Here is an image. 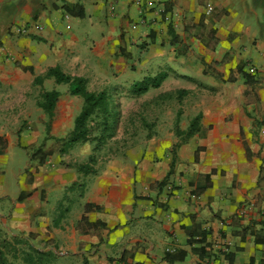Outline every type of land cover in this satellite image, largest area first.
Returning a JSON list of instances; mask_svg holds the SVG:
<instances>
[{
    "label": "crops",
    "instance_id": "0c3cea01",
    "mask_svg": "<svg viewBox=\"0 0 264 264\" xmlns=\"http://www.w3.org/2000/svg\"><path fill=\"white\" fill-rule=\"evenodd\" d=\"M56 66L108 93L165 73L146 93L185 89L179 128L200 129L178 135L177 110L82 171L90 141L61 153L58 139L83 99L45 76ZM0 250L6 264H264V0H0Z\"/></svg>",
    "mask_w": 264,
    "mask_h": 264
},
{
    "label": "rangeland",
    "instance_id": "374dc122",
    "mask_svg": "<svg viewBox=\"0 0 264 264\" xmlns=\"http://www.w3.org/2000/svg\"><path fill=\"white\" fill-rule=\"evenodd\" d=\"M61 88L64 89L63 84ZM109 94L111 102L108 116L98 113L89 121L93 128L89 141L94 148L92 157L95 161L143 145L148 141L146 138L149 134L158 129L163 121H168L170 116L174 117L179 110V92L175 91L135 95L130 89L112 87ZM104 118L109 124L106 130L103 128Z\"/></svg>",
    "mask_w": 264,
    "mask_h": 264
},
{
    "label": "trees",
    "instance_id": "16d2710c",
    "mask_svg": "<svg viewBox=\"0 0 264 264\" xmlns=\"http://www.w3.org/2000/svg\"><path fill=\"white\" fill-rule=\"evenodd\" d=\"M66 11L77 17L85 16V9L81 4H73V5H65ZM46 77L54 76L58 83H67L69 84L70 92L73 95H77L83 99V106L81 111L77 114L75 118V124L72 131L65 138L58 139L61 141L62 145L60 148L61 153H66L70 148H72L75 144L80 142L89 141L92 138V126L89 121L95 114L103 113L105 117L110 113V94L107 91H91L87 87V79L82 76H73L64 73L60 67H52L48 70ZM165 73H160L154 77H145L143 80L135 82L133 85L132 92L135 95H141L146 92L150 88L159 87L163 80L165 79ZM248 81H251V76L246 74ZM37 82L42 81V77H38L36 79ZM186 92L185 89L179 91V99ZM60 96V92L58 90H46L42 93V101L40 102L41 107L49 116V122L54 117L56 105L58 102V98ZM181 114V110L178 111V119L176 123V132L178 135L182 134L184 139L189 138L194 133H196L199 129V116L195 117L188 127L187 130H181L179 128V115ZM50 123L48 124L49 128ZM103 128L106 130L109 127L106 118H104ZM149 137L151 134L148 135ZM51 155V152L45 151L43 147L38 148L32 153V158H38L39 162L42 163L45 161L46 157ZM95 162L93 157L86 163L79 164L78 168L82 171H93L96 172L92 164ZM0 264H6L5 259L3 257V252L0 250Z\"/></svg>",
    "mask_w": 264,
    "mask_h": 264
},
{
    "label": "built area",
    "instance_id": "2783aa9c",
    "mask_svg": "<svg viewBox=\"0 0 264 264\" xmlns=\"http://www.w3.org/2000/svg\"><path fill=\"white\" fill-rule=\"evenodd\" d=\"M36 28H38V29L41 30L43 27H42V26H37ZM19 31H20V32H25L26 29H24V28H23V29H19ZM253 70H254V68H251V71H253ZM167 250H170V248H168Z\"/></svg>",
    "mask_w": 264,
    "mask_h": 264
}]
</instances>
